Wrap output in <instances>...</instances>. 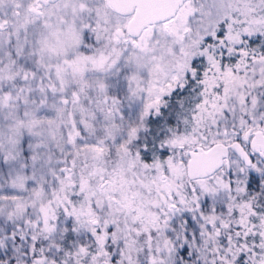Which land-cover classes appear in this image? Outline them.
I'll return each mask as SVG.
<instances>
[{
	"label": "snow or ice",
	"instance_id": "obj_1",
	"mask_svg": "<svg viewBox=\"0 0 264 264\" xmlns=\"http://www.w3.org/2000/svg\"><path fill=\"white\" fill-rule=\"evenodd\" d=\"M0 264H264V0H0Z\"/></svg>",
	"mask_w": 264,
	"mask_h": 264
}]
</instances>
